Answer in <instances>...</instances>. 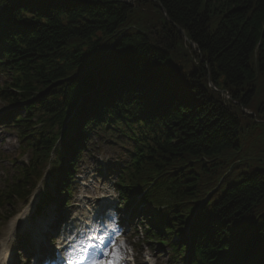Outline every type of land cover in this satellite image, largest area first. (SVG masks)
<instances>
[{"label":"trees","instance_id":"16d2710c","mask_svg":"<svg viewBox=\"0 0 264 264\" xmlns=\"http://www.w3.org/2000/svg\"><path fill=\"white\" fill-rule=\"evenodd\" d=\"M0 77L32 153L1 206L48 166L64 202L90 137H118L121 201L174 264H264V156L241 142L264 130V0H0Z\"/></svg>","mask_w":264,"mask_h":264},{"label":"rangeland","instance_id":"374dc122","mask_svg":"<svg viewBox=\"0 0 264 264\" xmlns=\"http://www.w3.org/2000/svg\"><path fill=\"white\" fill-rule=\"evenodd\" d=\"M6 81L5 77H0V88ZM7 112H10L9 106L0 101V193L12 183L13 179H16L22 165L30 161L29 154L26 156L22 154L21 143L13 126L2 121V117ZM263 136L264 130L262 129L243 130L241 136L243 153L254 154L251 148L256 147L255 150L253 149L255 154L263 157L264 147L259 145L264 140L261 138ZM127 162L122 140L117 137L104 139V137L92 136L83 152L80 153L75 165L76 172L69 181L70 206L65 208V212L58 211L55 204L50 201L44 211L35 214L41 195L48 192L46 188L50 181L48 167L44 174L46 184L40 183L33 193L35 203L32 206L30 205L34 198L30 200V204L29 201L23 203L15 200L10 205L0 206V255L2 243L9 235L13 221L23 212H27V224L22 232L17 233L7 245L11 264H31L29 261L37 257L40 252L43 255L47 254L46 257H51L54 248L50 247V240H53L56 246L63 242L62 238L54 237L56 223H61L59 231L65 232L68 223L77 225L79 223L77 219L90 216V213L94 211L92 209L96 208L97 211H109V216L112 217V222L121 232V236L127 239V243L132 246L127 249V257L130 261L135 258L138 264H172L170 263V249L161 247L157 242L152 244L146 242L140 218L134 212H129L124 208L115 192L116 178L112 173L119 172ZM86 198L88 200H81ZM102 198L109 206L99 205L101 203L99 200ZM31 262L33 263V260Z\"/></svg>","mask_w":264,"mask_h":264},{"label":"bare ground","instance_id":"6f19581e","mask_svg":"<svg viewBox=\"0 0 264 264\" xmlns=\"http://www.w3.org/2000/svg\"><path fill=\"white\" fill-rule=\"evenodd\" d=\"M103 202H105V201H103ZM35 203V198L33 199V201H32V203H31V205L30 206H32L33 204ZM25 215H26V212L23 214V215H21L20 217H25ZM18 219V218H17ZM15 220V221H13V223H12V226H11V230H10V232H9V235L7 236V238L3 241V243H2V252H1V255H0V264H11V256H10V253H9V251H8V247H7V245H8V243H9V241L13 238V237H15V235L18 233V231H20L22 228H23V226H24V224L25 223H23V224H20V226H18V221L19 220ZM88 221L87 220H85L84 221V223H87ZM88 224V223H87ZM108 225H109V229L110 230H113V227H112V225L110 224V223H108ZM85 229V228H84ZM100 231H102L101 229H99V230H97V231H95L94 232V234L92 235V236H96L97 237V235H98V232H100ZM91 237V236H90ZM87 245L88 244H86V247H87ZM84 249H85V247H84ZM79 253V250L78 249H76L75 251H74V254L75 255H77Z\"/></svg>","mask_w":264,"mask_h":264},{"label":"snow or ice","instance_id":"6c2138e0","mask_svg":"<svg viewBox=\"0 0 264 264\" xmlns=\"http://www.w3.org/2000/svg\"><path fill=\"white\" fill-rule=\"evenodd\" d=\"M89 239H90V240H95V239H97V237H96V236H91V237H89ZM101 243H103V241H101ZM73 247H74V246H73ZM88 247H94V245L89 244ZM96 264H98V262H96ZM106 264H118V261L115 260V259H113V260H111V261L106 262Z\"/></svg>","mask_w":264,"mask_h":264}]
</instances>
